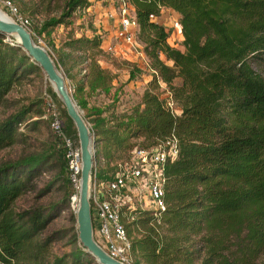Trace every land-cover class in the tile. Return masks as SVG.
I'll list each match as a JSON object with an SVG mask.
<instances>
[{"label":"trees","instance_id":"16d2710c","mask_svg":"<svg viewBox=\"0 0 264 264\" xmlns=\"http://www.w3.org/2000/svg\"><path fill=\"white\" fill-rule=\"evenodd\" d=\"M127 1L150 78L128 112L105 118L95 113L90 120L86 118L91 113L83 114L93 145L92 174L105 182L128 160L132 148H149L168 135L177 143L175 158L163 169L164 209L155 215L122 207V219L131 216L124 223L128 264H255L264 252V78L254 67L264 64V0ZM25 3L16 0L19 10L33 16L36 8ZM89 5L90 0H64L59 15L43 20L38 33L67 28L61 46L86 60L88 89L106 91L111 77L97 58L100 36L93 30L90 36H73L70 21ZM162 8L178 15L182 50L167 43V32L154 19ZM3 38L0 35V104L13 85L40 72L21 48ZM63 58L68 55L60 52L52 60L62 66ZM161 85L179 105L178 114L163 106ZM70 89L84 109V102L76 100L81 82ZM28 112L20 108L0 120V150L17 141L18 126H33ZM68 133L76 139L74 129ZM135 138L140 140L133 142ZM53 156L49 147L0 163V264L94 261L81 246L59 256L48 253L49 244L60 236L44 230L59 208L13 207ZM98 157L102 166L96 164ZM138 226L140 235L130 237Z\"/></svg>","mask_w":264,"mask_h":264},{"label":"rangeland","instance_id":"374dc122","mask_svg":"<svg viewBox=\"0 0 264 264\" xmlns=\"http://www.w3.org/2000/svg\"><path fill=\"white\" fill-rule=\"evenodd\" d=\"M1 1L0 11L13 19V15L1 5ZM24 1L27 7L34 6V9L36 8V13L33 16L23 12L25 9L23 11L19 10L16 0H10L17 7L18 14L29 20L30 24L27 30L32 39L41 45L54 61H56L60 52L68 55L67 60L63 58L64 64L62 66L55 63L70 94V86L73 83L81 82L83 89L79 96L76 97V100H81L85 104L84 109L78 107L82 116L83 114L91 113L86 118L90 120L94 116L92 114L96 113L100 118H105L111 114L128 112L132 106L139 102L141 92L150 78V71L147 69V61L141 52L140 43L137 41L133 45H128L121 38L118 28V9L121 0H90V5L87 8L70 17L73 36H90V30L100 36L101 52L97 58L99 59V64L107 70L111 77L106 91L89 90L86 86L87 77H85L84 68L86 60H80V53L70 51L66 46H61L63 41L66 40L67 28H63L60 25L49 29L45 33H38L39 25L43 20L59 15L64 0ZM154 19L167 32V43L174 48L182 50V37L177 13L171 9L162 8ZM3 39L14 42L12 37L4 36ZM51 45L54 49L51 48ZM106 46H110L111 49L106 50ZM163 61L169 64V62ZM254 67L264 78V64L260 63L259 66ZM177 82L178 80L175 79L174 83ZM166 91L168 90L165 86H160L158 89L159 96L164 97ZM47 103L58 113L63 123L64 132L71 136L68 130L74 129V127L66 117L62 104L52 91L41 70L35 75L29 74L13 85L5 95L4 101L0 104V120L20 108H27L29 110L27 121L29 124L35 123L33 126H18L17 141L13 145L0 150V163L30 154L44 153L49 147L53 148L54 156L49 165L42 167L39 173L31 179V185L14 200L13 207L14 209H19L35 205H54L55 208H59V212L57 211L44 230V233L54 231L57 232V236H60L49 244L48 252L51 255L59 256L74 249L76 246H80V244L77 237H74V233H76L75 208L70 204L72 192L67 184L66 171L61 154L58 152V140L50 132L46 121L42 118L43 113L49 107L46 105ZM38 111L41 113L37 114L36 112ZM172 112L174 114L179 113V105L175 101ZM86 123L89 126L87 121ZM71 138L75 139L73 136ZM132 140L133 142H138L140 138ZM125 162L126 160L123 161V163ZM96 164L97 166H102V158L98 157ZM65 196L67 197V202L63 204ZM145 198L141 195L132 198L130 208L137 207L139 209L152 210L148 209L147 203H144ZM141 232L142 227L138 226L130 233V237H137ZM93 239L98 241L94 231ZM126 257L127 262L125 264H128L130 262L128 254ZM92 264L98 263L94 260ZM255 264H264V252L257 258Z\"/></svg>","mask_w":264,"mask_h":264},{"label":"built area","instance_id":"2783aa9c","mask_svg":"<svg viewBox=\"0 0 264 264\" xmlns=\"http://www.w3.org/2000/svg\"><path fill=\"white\" fill-rule=\"evenodd\" d=\"M1 5L13 15V20L28 29L29 20L18 14L10 0H2ZM131 11L129 2L121 0L118 9V28L122 40L128 45L137 42L134 37L136 24ZM105 49L110 50L111 47L106 46ZM161 98L163 106L172 112L174 100L170 93L166 91ZM46 105L49 107L42 118L58 140V151L66 171L67 184L72 192L70 204L76 208L75 196L79 186L80 170L78 144L76 139L64 132L63 123L55 109L48 103ZM176 154V139L173 135H168L149 148H132L128 160L118 165L112 177L105 182L97 181L91 174L89 214L92 232L94 231L98 237L96 243L112 258L127 262L130 244L124 223L130 221L131 216L124 217L125 221L122 219L123 206L129 209L131 199L141 195L146 197L144 203H147L148 209H152L155 215L164 209L163 169L165 163L174 159Z\"/></svg>","mask_w":264,"mask_h":264},{"label":"water","instance_id":"95a60500","mask_svg":"<svg viewBox=\"0 0 264 264\" xmlns=\"http://www.w3.org/2000/svg\"><path fill=\"white\" fill-rule=\"evenodd\" d=\"M0 35L14 38V43L43 73L52 91L63 106L66 117L71 121L79 149V186L76 193L75 224L76 237L81 248L98 264H125L109 256L93 239L89 214V189L94 165L93 145L88 125L74 102L65 81L49 53L36 43L29 31L15 20L0 15Z\"/></svg>","mask_w":264,"mask_h":264},{"label":"bare ground","instance_id":"6f19581e","mask_svg":"<svg viewBox=\"0 0 264 264\" xmlns=\"http://www.w3.org/2000/svg\"><path fill=\"white\" fill-rule=\"evenodd\" d=\"M0 15L2 17H4L5 19L10 20V17H8L7 15H5L2 11H0Z\"/></svg>","mask_w":264,"mask_h":264},{"label":"crops","instance_id":"0c3cea01","mask_svg":"<svg viewBox=\"0 0 264 264\" xmlns=\"http://www.w3.org/2000/svg\"><path fill=\"white\" fill-rule=\"evenodd\" d=\"M132 12V11H131Z\"/></svg>","mask_w":264,"mask_h":264}]
</instances>
